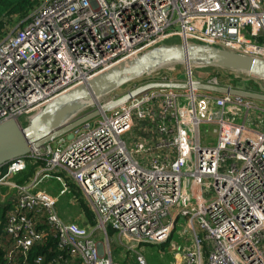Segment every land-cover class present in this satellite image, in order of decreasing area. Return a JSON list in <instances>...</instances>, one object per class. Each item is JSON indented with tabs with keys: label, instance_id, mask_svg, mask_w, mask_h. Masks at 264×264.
Instances as JSON below:
<instances>
[{
	"label": "built area",
	"instance_id": "built-area-1",
	"mask_svg": "<svg viewBox=\"0 0 264 264\" xmlns=\"http://www.w3.org/2000/svg\"><path fill=\"white\" fill-rule=\"evenodd\" d=\"M177 37L264 60V0H44L0 42V123L28 122L66 91ZM190 79L206 82L192 72ZM255 109L257 100L240 96L154 89L103 112L68 141L32 146L0 177V187L17 191L5 229L19 264H49L30 258L43 216L83 264H115L110 242L100 240L108 228L137 264H149L140 245L167 242L180 216L193 226L194 244L178 264H264V131L247 125ZM203 124L215 127V143L202 138ZM129 131L138 132L131 143ZM37 160L28 183L11 180ZM49 177L64 192L70 183L80 189L95 214L93 229L63 219L56 196L33 191Z\"/></svg>",
	"mask_w": 264,
	"mask_h": 264
},
{
	"label": "water",
	"instance_id": "water-1",
	"mask_svg": "<svg viewBox=\"0 0 264 264\" xmlns=\"http://www.w3.org/2000/svg\"><path fill=\"white\" fill-rule=\"evenodd\" d=\"M174 63H185L189 68L187 81H150L100 108L75 117L87 107L88 100L108 94L124 84ZM191 65L214 66L236 72H245L264 81V60L217 46L182 42L164 43L136 57L120 62L100 72L74 88L59 95L23 126L14 118L0 123V168L8 162L28 155L32 146L41 147L74 129L87 124L103 112L121 106L131 99L154 89H194L255 99L264 105V92L230 85L192 82Z\"/></svg>",
	"mask_w": 264,
	"mask_h": 264
},
{
	"label": "rangeland",
	"instance_id": "rangeland-1",
	"mask_svg": "<svg viewBox=\"0 0 264 264\" xmlns=\"http://www.w3.org/2000/svg\"><path fill=\"white\" fill-rule=\"evenodd\" d=\"M175 41H178L179 38H175ZM173 43V42H172ZM191 71H192V78L194 80L201 78H204L205 76H207L208 72L205 70L204 66H198V65H191ZM159 72V73H158ZM241 74H244V76L249 77L251 75H249L248 73L245 72H238ZM147 76V80H141V78L146 77ZM164 77V76H168L171 78H176L177 80L174 81H187V79L189 78V68L188 65L185 63H174V64H170V65H166L158 70H155L153 72H151L150 74H147L143 77H140V79L138 81H131L129 83L124 84L123 86L119 87L118 89L102 95L98 98L95 99H90L88 100L90 103L89 105L82 110L76 117H81L83 115H85L86 113L92 112L95 109L98 108L99 105H104L107 102L114 100L122 95H124L125 93H127L128 91L139 87L147 82L150 81H160L161 79H155L156 77ZM199 77V78H198ZM187 94V93H186ZM186 100L188 102V104L186 103L187 106H191L192 102L190 101L189 98H187V96H182L181 97V102ZM260 102V101H259ZM181 104V103H180ZM165 106H168L165 104ZM181 106V105H180ZM116 108V107H115ZM114 109V108H113ZM113 109L107 111V113H113ZM167 110V109H166ZM178 112V110H177ZM100 117H102L101 115H99L97 118L93 119L92 121H96L98 120ZM25 122L24 119L20 120V123ZM247 125L251 126L253 129H264V110H251L250 111V115L249 118L247 120ZM84 125L79 126L78 128L74 129L73 131L67 133L66 135H64L66 141H68L70 138L74 137L79 131H81L83 129ZM214 126L210 125V124H203L201 126V134H202V138L206 140L207 144L209 143H215L217 135L214 131ZM264 131V130H263ZM129 133L131 134V132L129 131ZM136 135V134H134ZM131 136H133L131 134ZM126 138V135H125ZM18 177L19 175H14L11 180L14 181H18ZM63 186L62 183L60 181H58L56 178L54 177H49V178H44L40 183L39 186L34 188L33 191H37V190H45L47 192H49L50 194H52L53 196L57 197V210L59 215L65 219H81L83 217H80L81 214L84 215L82 209L84 205H82V202L79 199H76L74 197V194L71 192V187L70 190L68 192H64L63 191ZM12 192H8L9 189L6 188L4 189L6 193V200L5 202H7L8 200H13L15 197H17V192L15 193L16 190L14 189H10ZM81 198H84L87 203L88 206L92 209L89 201L86 199V197H84V195L82 193H80ZM93 212V209H92ZM94 214V213H93ZM85 220V218H84ZM84 220H80L79 222H84ZM86 221V220H85ZM90 229H93L94 227H92L91 225H89ZM195 227H197V225L195 224ZM194 230H193V226L189 223L188 218L184 217V216H180L178 218V220L176 221L175 227L173 229L172 235L170 237V239L161 244V245H154V244H141L140 245V249L143 251V253L145 254V256L148 259V263L149 264H169L170 261L173 260V257L175 254L178 253V255L180 253H182V251H178V248H180L181 246L185 248V246L191 245V247H193L192 245L194 244L192 242V236L194 239ZM109 237V238H108ZM107 240L110 242L111 245V250H112V254L113 257L115 259V261L117 262L119 260V263L121 262V258L124 259L125 255L127 254V258L129 259V261L133 264L135 263V259L133 258V256L127 252V248L126 245L122 244L120 239L118 238V233L117 232H111L108 234ZM105 239V236L100 237V240ZM182 248V250L184 249ZM177 252V253H175ZM208 251L206 252L207 255ZM181 258L178 256V258L175 260L176 262H178V260H180ZM204 259H206V257H204Z\"/></svg>",
	"mask_w": 264,
	"mask_h": 264
},
{
	"label": "trees",
	"instance_id": "trees-1",
	"mask_svg": "<svg viewBox=\"0 0 264 264\" xmlns=\"http://www.w3.org/2000/svg\"><path fill=\"white\" fill-rule=\"evenodd\" d=\"M43 1L44 0H0V42L4 40L8 34L22 27ZM259 41L264 42V37H260ZM172 42L175 43L177 41ZM205 70L208 74L204 78L198 77L200 80L207 81L211 78H216L218 83L222 85H230L247 90L264 92V87L261 85L264 81L257 79L256 77H246L244 74L236 71L214 66H206ZM146 78L147 76L141 78V80H145ZM159 78L160 76L155 79ZM168 78L177 80L176 78ZM139 79L140 78L133 81H138ZM27 123L28 122L25 121L21 124L26 126ZM41 165L42 162L38 160L36 162H29L27 168L20 173L21 178L19 180H21L22 183L30 181ZM6 171L7 164L0 168V177ZM70 187L74 197L79 199L82 202V205H84L82 211L87 225H91L92 227L96 226L97 222L95 220V214H93L94 212H92V209L88 206L87 201L84 198H81L80 193L82 192L74 183H70ZM8 209L9 206H0V264H19L23 261V257H21L18 251L14 248L12 237L5 229ZM41 221L39 228L43 234L42 241L33 246L30 251V258L42 255L45 262H48L49 264H83L80 258L73 256L67 247L60 244L56 230L47 222V220H45L44 216ZM111 232H114V230L108 228V233ZM10 252H12L13 255L11 260L6 256L7 253ZM28 263H32V260L28 259ZM123 264H127V262L124 261Z\"/></svg>",
	"mask_w": 264,
	"mask_h": 264
},
{
	"label": "crops",
	"instance_id": "crops-1",
	"mask_svg": "<svg viewBox=\"0 0 264 264\" xmlns=\"http://www.w3.org/2000/svg\"><path fill=\"white\" fill-rule=\"evenodd\" d=\"M258 79V78H257ZM261 85H262V87H264V83H261ZM258 101V100H257ZM258 103L260 104V109H258V110H264V105H263V103H261V102H259L258 101ZM264 129H258L257 128V131H263ZM139 133H141V132H139ZM151 133V132H150ZM150 133H148V135H146V138L148 137V138H150L151 137V134ZM135 134L136 135H134V134H132L133 136H134V138H136L137 136H138V132H136L135 131ZM142 134V137H143V133H141ZM133 136H131V134L128 132V133H126V140L128 141V143H131V141L133 140ZM141 137V138H142ZM151 140H152V138H151ZM24 171V170H23ZM22 171V172H23ZM20 173L21 172H19V173H17V174H15V175H19V177H18V181H15V182H21V180H19L20 178H21V176H20ZM13 177V176H12ZM11 177V178H12ZM32 179V178H31ZM12 181H14V180H12ZM29 181H27V182H24V183H28ZM22 183V182H21ZM6 188H8L9 189V191L8 192H12L10 189V186H7V185H3V186H1L0 187V206H9V208L11 207V200H8L7 202H5V200L7 199L6 198V193L7 192H5L4 191V189H6ZM17 191H15V193H16ZM17 195V194H16ZM84 215L83 214H81V216L80 217H83ZM74 220H76V221H80V220H84V217L83 218H81V219H74ZM80 224H82V225H87V223H86V221L84 220V222H79ZM87 226H89V225H87ZM94 227V226H93ZM109 234V233H108ZM106 238V237H105ZM109 238V237H108ZM110 247H111V245H110ZM189 247H191V245H188V246H185V248H184V246L182 247H180V248H178V251H182V253H184ZM182 248H184L183 250H182ZM208 251V250H207ZM127 252H129V251H127ZM130 253V252H129ZM175 253H177V252H175ZM131 254V253H130ZM113 255V254H112ZM132 256H133V254H131ZM178 256L181 258L180 260H178V262H181V261H183V259H184V257H182V255H178V253L177 254H175L174 255V257H173V260L172 261H170V263L169 264H176L177 262L175 261L177 258H178ZM133 258L135 259V257L133 256ZM113 259H114V257H113ZM175 259V260H174ZM124 261H126L127 262V264H131V262L129 261V259L127 258V254L125 255V258L124 259H122L121 258V262L119 263V260L116 262L115 261V259H114V263L115 264H123V262ZM135 264H137V262H136V259H135ZM178 264V263H177Z\"/></svg>",
	"mask_w": 264,
	"mask_h": 264
}]
</instances>
